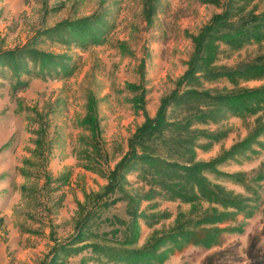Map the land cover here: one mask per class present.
Segmentation results:
<instances>
[{
	"label": "rangeland",
	"instance_id": "1",
	"mask_svg": "<svg viewBox=\"0 0 264 264\" xmlns=\"http://www.w3.org/2000/svg\"><path fill=\"white\" fill-rule=\"evenodd\" d=\"M145 1L0 0V57L28 47L62 57L68 67L67 75L46 78L30 71V61L19 75L0 67V264H116L89 246L101 240L125 250L156 243L164 256L159 264H264V133L217 165L224 173L245 174V182L204 173L212 185L246 198L245 211L171 199L145 178L140 162L112 175L129 155L130 139L147 118H155L163 99L192 89L179 81L193 57L194 39L225 6V0H156L149 21ZM248 9L263 13L264 0H253ZM95 15L106 22L99 44L43 34ZM217 43V67H236L264 53V41L236 49ZM261 86L264 78L236 84L222 78L194 89L219 94ZM91 111L100 127L98 142L83 122ZM168 113L181 120L189 112L173 103ZM263 121L264 107L245 118L195 121L192 129L217 134L199 135L195 162L224 155ZM225 211H231L225 221H199ZM180 228L224 230L205 246L175 239Z\"/></svg>",
	"mask_w": 264,
	"mask_h": 264
},
{
	"label": "trees",
	"instance_id": "2",
	"mask_svg": "<svg viewBox=\"0 0 264 264\" xmlns=\"http://www.w3.org/2000/svg\"><path fill=\"white\" fill-rule=\"evenodd\" d=\"M252 1L225 0L223 12L215 15L194 39L193 57L187 72L179 81V86L191 83L192 89H188L180 95L176 90L167 96L161 102L155 118H147L144 124L137 129L130 139L129 155L123 158L112 173L115 178L121 176L122 172H125V168L127 169L131 164L133 166L131 165L130 168H135L136 164L140 162L143 173L147 176L145 178L153 184L161 185L171 199L189 203L205 200L219 204L225 209L233 208L237 211L247 209L246 198L230 194L219 186L212 185L204 173L210 171L237 182H245V174L224 173L217 169V165L226 160L228 156L232 157L242 148L249 146L254 139L264 133V121L256 126L246 140L236 144L227 153L210 162H195L196 139L199 135L213 139L217 134L197 128L192 129V126L195 121L199 123L217 122L221 118H225L227 114L245 118L256 114L264 107V86L219 94L194 89L196 84L202 83L203 80L217 81L226 78L236 84L241 79L264 78V53L253 61L240 63L236 67L214 65L219 49L217 42L236 49L252 41L257 43L264 41V12L254 14L252 10H249L248 6ZM156 3V0L145 1L146 17L149 21L156 10ZM105 25L106 22L102 17L95 15L72 23H62L43 34L55 37L62 42H76L86 46L87 44H99L102 41V31H104L102 29ZM63 59L59 56L36 52L27 47L16 51V53H11L9 56L0 57V67L9 68L19 75L22 68L25 70L28 68L30 61L34 67L30 68V71L35 72L37 76L42 78L65 76L68 74V67L63 63ZM173 103L176 108H185L189 112L187 117L181 120L170 119L168 112ZM83 122L89 126L87 128L92 131L93 139L98 142L100 127L96 115H93L91 111V114ZM138 149L141 153L137 152ZM170 151H173L181 160L171 159ZM122 167H125L123 171ZM118 174L121 175L118 176ZM230 215L231 211L214 212L209 216L205 214L199 221L202 224L222 222ZM219 230L198 231L180 228L176 230L173 237L176 236L175 239L182 238L195 245L206 246L213 244L224 229L220 232ZM79 231H81L80 227ZM82 232L86 231L82 230ZM82 235L77 238L82 240L89 236L88 234ZM161 240L157 239L156 241ZM101 241V243L92 241L89 246L93 248L95 254L116 264H159L164 258L163 254L159 252V245L153 242L141 249L125 250L123 247L110 245L109 241L107 243L104 240ZM129 241L127 239L125 243L128 244ZM86 246L88 245L77 247L74 251L78 252Z\"/></svg>",
	"mask_w": 264,
	"mask_h": 264
}]
</instances>
